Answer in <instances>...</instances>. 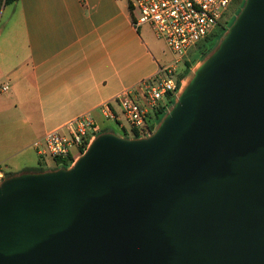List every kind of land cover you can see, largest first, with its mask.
Segmentation results:
<instances>
[{"label":"water","instance_id":"1","mask_svg":"<svg viewBox=\"0 0 264 264\" xmlns=\"http://www.w3.org/2000/svg\"><path fill=\"white\" fill-rule=\"evenodd\" d=\"M0 264H264V0L148 135L100 132L68 167L6 176Z\"/></svg>","mask_w":264,"mask_h":264},{"label":"crops","instance_id":"2","mask_svg":"<svg viewBox=\"0 0 264 264\" xmlns=\"http://www.w3.org/2000/svg\"><path fill=\"white\" fill-rule=\"evenodd\" d=\"M169 66L126 0L0 5V166L9 175L38 171L35 165L52 159L41 158L33 142L80 116L98 133L114 132V123L118 135L133 137L118 95L138 91Z\"/></svg>","mask_w":264,"mask_h":264},{"label":"built area","instance_id":"3","mask_svg":"<svg viewBox=\"0 0 264 264\" xmlns=\"http://www.w3.org/2000/svg\"><path fill=\"white\" fill-rule=\"evenodd\" d=\"M126 1L132 12L133 9L139 12V18L134 17L135 25L148 23L155 37L162 39L177 59H181L189 49L210 40L215 29L225 24L233 0ZM179 72L169 66L164 69V76L152 82H142L138 91L126 89L118 95L125 120L138 137L152 131L149 111H158L160 108L166 110L173 101L184 81V78H178ZM139 98L143 100L142 103ZM102 113L106 117L111 115L107 104L102 106ZM98 131L99 127L92 120L80 116L64 127L46 132L41 139L33 142V146L41 158L48 157L59 164L70 165ZM4 178L5 171L0 166V182Z\"/></svg>","mask_w":264,"mask_h":264},{"label":"rangeland","instance_id":"4","mask_svg":"<svg viewBox=\"0 0 264 264\" xmlns=\"http://www.w3.org/2000/svg\"><path fill=\"white\" fill-rule=\"evenodd\" d=\"M243 3H244V1L234 11L231 10V7H230L228 10V14H227L225 24L222 27L215 29V33L210 37L211 39L206 41V42H201L197 46L189 49L188 52L186 53V55L181 59H177V56L169 49V47H167L166 43L162 39H157L155 37V35H154L153 31L151 30L148 23L142 24L141 29L143 32H147L148 34L151 35L153 40L156 42V47H157L159 53L162 54L166 59H168L170 66L176 68V72L181 71L182 69L185 70L186 68L184 67V61H186V60L189 61V63L191 64V67H190L189 73H186V76L184 77L183 83H185L187 78L189 77L190 73L192 72V69L196 66V64L198 62H200L202 60L204 55L217 44V42L219 41V38L222 36V34L225 32V30H227L230 27V25L233 23L235 17L237 16L241 7L243 6ZM133 15L136 19L139 18V12L137 9H133ZM176 59H177V61H176ZM164 75H165V73H164ZM142 101L143 100L141 98H139V102L142 103ZM169 106H170V104H169ZM161 118H162V116H161ZM160 119H158V120L154 119V122H155L154 124L156 125ZM112 125H113V128H111V129L115 133L123 134L121 129L116 127L114 125V123H112ZM46 161H47V164H44L43 165L44 167H40L37 164V165H35V169H40V168L49 169V168H55V167H61V166H63V167L69 166L66 163L59 164L56 161H54V160L52 161L50 159H47Z\"/></svg>","mask_w":264,"mask_h":264},{"label":"trees","instance_id":"5","mask_svg":"<svg viewBox=\"0 0 264 264\" xmlns=\"http://www.w3.org/2000/svg\"><path fill=\"white\" fill-rule=\"evenodd\" d=\"M13 1H15V0H0V5H2L3 4V2H4V4H9V3H11V2H13ZM235 0H233L232 2H234ZM211 39V38H210ZM184 67L186 68L185 70H181L180 72H179V74H178V78L179 79H181V78H184L185 76H186V73H189V70H190V67H191V64L189 63V61H184ZM165 112V109H163V108H160L158 111H154V110H151V111H149V113H148V117L150 118V120H151V125H150V128L151 129H153L154 128V126H155V122H154V119L156 120H158V119H160L161 118V116L163 115V113ZM126 134V133H125ZM133 137H138V134H137V132L134 130L133 131ZM56 168V167H55ZM38 171H41V170H43L42 168H40V169H37ZM9 174H7V173H5V177L6 176H8Z\"/></svg>","mask_w":264,"mask_h":264},{"label":"flooded vegetation","instance_id":"6","mask_svg":"<svg viewBox=\"0 0 264 264\" xmlns=\"http://www.w3.org/2000/svg\"><path fill=\"white\" fill-rule=\"evenodd\" d=\"M244 0H235L234 2L231 3L230 7H231V10H236L240 5L241 3L243 2Z\"/></svg>","mask_w":264,"mask_h":264}]
</instances>
